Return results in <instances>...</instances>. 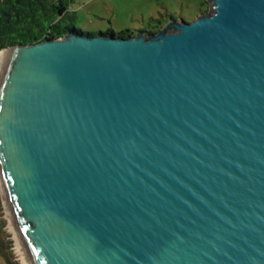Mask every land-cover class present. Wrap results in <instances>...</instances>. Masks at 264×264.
Here are the masks:
<instances>
[{
  "label": "water",
  "instance_id": "95a60500",
  "mask_svg": "<svg viewBox=\"0 0 264 264\" xmlns=\"http://www.w3.org/2000/svg\"><path fill=\"white\" fill-rule=\"evenodd\" d=\"M7 50L0 202L26 264H264V0Z\"/></svg>",
  "mask_w": 264,
  "mask_h": 264
},
{
  "label": "rangeland",
  "instance_id": "374dc122",
  "mask_svg": "<svg viewBox=\"0 0 264 264\" xmlns=\"http://www.w3.org/2000/svg\"><path fill=\"white\" fill-rule=\"evenodd\" d=\"M69 11L82 31L129 30L138 34L140 30L157 32L155 26L163 27L172 19L191 22L211 8L209 0H74ZM0 52L8 54L7 50ZM0 221L5 222L0 245L10 254L12 263L23 264L1 203ZM0 264H9L3 255Z\"/></svg>",
  "mask_w": 264,
  "mask_h": 264
},
{
  "label": "trees",
  "instance_id": "16d2710c",
  "mask_svg": "<svg viewBox=\"0 0 264 264\" xmlns=\"http://www.w3.org/2000/svg\"><path fill=\"white\" fill-rule=\"evenodd\" d=\"M74 0H0V51L17 45H31L47 39H60L66 34L75 32L83 35H108L129 38L136 33L129 30L118 33L107 31H82L77 28L69 8ZM160 22L159 19H156ZM156 31L162 26H155ZM153 34V30H140ZM1 203V202H0ZM5 222L0 221V231ZM1 238V235H0ZM12 244V242H11ZM3 255L9 264L11 256L0 245V256Z\"/></svg>",
  "mask_w": 264,
  "mask_h": 264
},
{
  "label": "bare ground",
  "instance_id": "6f19581e",
  "mask_svg": "<svg viewBox=\"0 0 264 264\" xmlns=\"http://www.w3.org/2000/svg\"><path fill=\"white\" fill-rule=\"evenodd\" d=\"M7 55H8L7 52H0V76L2 74L4 63H5ZM17 248H18V251L20 252L18 245H17ZM20 254H21V252H20ZM21 259H22L23 264H26L22 254H21Z\"/></svg>",
  "mask_w": 264,
  "mask_h": 264
},
{
  "label": "crops",
  "instance_id": "0c3cea01",
  "mask_svg": "<svg viewBox=\"0 0 264 264\" xmlns=\"http://www.w3.org/2000/svg\"><path fill=\"white\" fill-rule=\"evenodd\" d=\"M72 11V10H71Z\"/></svg>",
  "mask_w": 264,
  "mask_h": 264
}]
</instances>
